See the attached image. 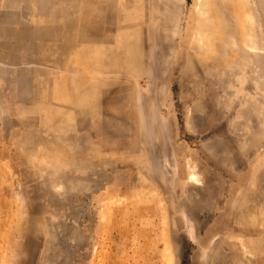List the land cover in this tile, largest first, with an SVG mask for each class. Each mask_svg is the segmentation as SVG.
Returning a JSON list of instances; mask_svg holds the SVG:
<instances>
[{"label": "rangeland", "instance_id": "rangeland-1", "mask_svg": "<svg viewBox=\"0 0 264 264\" xmlns=\"http://www.w3.org/2000/svg\"><path fill=\"white\" fill-rule=\"evenodd\" d=\"M0 264H264V0H0Z\"/></svg>", "mask_w": 264, "mask_h": 264}, {"label": "bare ground", "instance_id": "bare-ground-1", "mask_svg": "<svg viewBox=\"0 0 264 264\" xmlns=\"http://www.w3.org/2000/svg\"><path fill=\"white\" fill-rule=\"evenodd\" d=\"M195 175V174H194Z\"/></svg>", "mask_w": 264, "mask_h": 264}]
</instances>
